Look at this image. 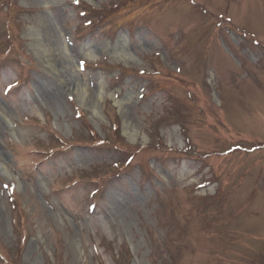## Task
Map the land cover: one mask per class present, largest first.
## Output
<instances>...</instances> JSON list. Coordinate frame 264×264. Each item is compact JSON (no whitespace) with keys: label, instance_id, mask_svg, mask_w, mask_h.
I'll use <instances>...</instances> for the list:
<instances>
[{"label":"rangeland","instance_id":"374dc122","mask_svg":"<svg viewBox=\"0 0 264 264\" xmlns=\"http://www.w3.org/2000/svg\"><path fill=\"white\" fill-rule=\"evenodd\" d=\"M0 264H264V0H0Z\"/></svg>","mask_w":264,"mask_h":264},{"label":"trees","instance_id":"16d2710c","mask_svg":"<svg viewBox=\"0 0 264 264\" xmlns=\"http://www.w3.org/2000/svg\"><path fill=\"white\" fill-rule=\"evenodd\" d=\"M12 88H13V87H8V89H7V90L9 91V90H11Z\"/></svg>","mask_w":264,"mask_h":264}]
</instances>
